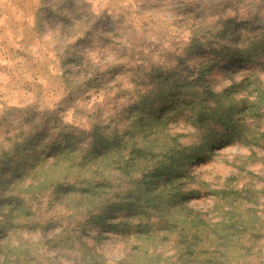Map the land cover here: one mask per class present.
Returning <instances> with one entry per match:
<instances>
[{"label": "rangeland", "instance_id": "rangeland-1", "mask_svg": "<svg viewBox=\"0 0 264 264\" xmlns=\"http://www.w3.org/2000/svg\"><path fill=\"white\" fill-rule=\"evenodd\" d=\"M191 24L194 26L188 27ZM224 24L231 29L227 38L221 42L206 35V40H202L205 47L210 50H219L222 45L230 47L236 42L243 43L250 28L264 29V0H0L3 168L14 155L13 143L20 144L26 139H36V143L54 142L61 140V135H75L84 142L95 129L104 135L114 129L121 130V117L132 96L131 80L139 68L141 81L137 87L141 90L148 83L147 74L164 75L173 71L175 77L182 75L181 71L187 67L198 70L202 66L206 71L211 68L205 77L208 88L217 93L251 73H258L264 84V54L238 62L231 60L227 52L213 56L210 50L198 51L189 56L191 30L201 25L211 31L214 26L221 29ZM77 42L79 46L73 47ZM259 113L260 130L264 131V106ZM187 116L184 109L167 115L166 132L179 136V142L184 145L194 138L199 141L202 135L197 136V130L186 121ZM244 124L252 132V127ZM223 132L221 126H211L208 134L212 137L218 133L220 145L208 152L207 157L188 165L192 178L184 181L187 184L183 190L186 193L194 190L198 195L188 198L186 203L210 217L216 214L210 211L211 192L243 188L256 191L258 199L251 207L252 214L243 209L241 215L246 220L251 216L256 218L254 227H258L259 239L254 248L264 251V191L261 190L264 140L256 145L228 141L220 138ZM251 152L255 156L249 160ZM36 154L40 156L39 151ZM2 182L6 183V177ZM3 186H0V200ZM20 188L24 186L16 189ZM52 199L47 192L32 199L30 208L33 222L52 219L49 231L56 236H46L50 239L46 241L39 240L38 234L18 232V236L10 235V240L12 245L20 244L19 248L37 251L38 264H68L65 257L53 250L57 246L72 248L75 242L59 244L64 239L62 234H57L67 224L57 225L60 211L48 205ZM3 207L0 204V210ZM14 222L20 227L22 219ZM86 223L88 226L81 223L86 226L81 231L80 226L75 228L74 223L71 226L80 232L87 248L101 256L98 263L116 264L124 257L123 253L131 252L130 248L134 247L131 234L121 228L101 231L90 221ZM3 234L0 232V238ZM158 248L166 251L165 259L170 258L166 264H175L171 245L162 243ZM260 260L264 264V252ZM234 262L242 259L237 258L231 264ZM251 262L255 263L253 259Z\"/></svg>", "mask_w": 264, "mask_h": 264}, {"label": "trees", "instance_id": "trees-1", "mask_svg": "<svg viewBox=\"0 0 264 264\" xmlns=\"http://www.w3.org/2000/svg\"><path fill=\"white\" fill-rule=\"evenodd\" d=\"M230 31L228 24L221 29L214 26L211 31L197 25L191 30L189 56L211 49L202 41L206 35L223 42ZM244 40L210 53L223 56L227 52L235 62L264 54V29L250 28ZM184 70L175 77L173 71L147 74L148 83L141 90L137 87L141 68L136 69L121 130L104 135L95 129L84 142L75 135H61L62 139L54 142L26 139L13 143L14 155L8 158L7 170L0 162V186L4 185L0 200L4 205L0 210V232L4 233L0 238V264L39 263L37 251L12 245L10 235L38 234L39 240L46 241L50 240L46 236H56L49 231L52 219L33 222L30 208L32 199L47 192L53 197L48 205L60 211L57 225L67 224L57 234L64 239L59 244L75 242L72 248L57 246L53 250L68 264H100L97 261L101 256L87 248L75 229L78 225L80 231L85 230L86 221L101 231L121 228L131 234L134 247L116 264H166L170 258L166 260V251L158 248L162 243L171 245L175 264H231L237 258L242 262L233 264H261L264 251L254 248L259 239L258 227H254L256 218L246 220L241 215L243 209L252 212L257 192L246 188L211 192L210 211L216 214L208 217L186 203L198 192L186 193L183 186L192 178L188 165L207 157L221 143L218 133L212 137L208 134L211 126H221L224 132L219 136L228 141L256 145L264 140L259 113L264 106V84L258 73H251L217 93L208 88L205 77L211 68ZM180 109L188 112L186 121L197 130V136L202 133L199 141L194 138L184 145L179 136L166 132L167 115ZM244 123L252 127V132ZM253 156L251 152L247 158ZM4 177L6 183L2 182ZM19 185L24 188L16 189ZM18 219H22L20 227L14 222ZM128 257L131 260L126 261Z\"/></svg>", "mask_w": 264, "mask_h": 264}]
</instances>
